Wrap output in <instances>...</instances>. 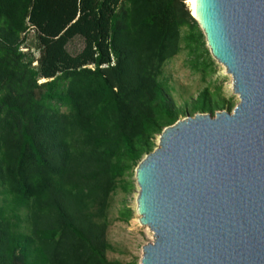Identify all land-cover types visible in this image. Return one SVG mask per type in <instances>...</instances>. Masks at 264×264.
Instances as JSON below:
<instances>
[{
  "label": "trees",
  "instance_id": "16d2710c",
  "mask_svg": "<svg viewBox=\"0 0 264 264\" xmlns=\"http://www.w3.org/2000/svg\"><path fill=\"white\" fill-rule=\"evenodd\" d=\"M186 2L0 0V264H122L112 197L164 128L231 111L219 88L177 107L163 78L183 49L211 59Z\"/></svg>",
  "mask_w": 264,
  "mask_h": 264
},
{
  "label": "water",
  "instance_id": "95a60500",
  "mask_svg": "<svg viewBox=\"0 0 264 264\" xmlns=\"http://www.w3.org/2000/svg\"><path fill=\"white\" fill-rule=\"evenodd\" d=\"M191 16L239 103L177 120L136 166L154 238L140 264H264V0H194Z\"/></svg>",
  "mask_w": 264,
  "mask_h": 264
},
{
  "label": "rangeland",
  "instance_id": "374dc122",
  "mask_svg": "<svg viewBox=\"0 0 264 264\" xmlns=\"http://www.w3.org/2000/svg\"><path fill=\"white\" fill-rule=\"evenodd\" d=\"M186 5L188 6L187 2ZM32 35V32L27 33L28 43L32 41ZM82 47V40L75 38L68 44L67 50L70 54L74 55ZM22 50L25 51L24 49ZM33 53L35 58H37V51L34 50ZM194 56L192 54L190 55L187 49H183L164 66L163 78L168 83L170 94L176 102L177 107L187 106V104L194 101L205 89H208L210 93H214L219 88V97L232 103V111L239 103V100L232 93L231 77L226 74L225 69L217 64L215 60L212 58L208 59L203 54L198 59V63L205 62L208 64L206 69H201L202 67L194 69L190 63L194 59ZM184 118L186 117H181L179 120ZM157 138L155 139V146L157 145ZM129 181L133 182L134 185L130 192L124 193L118 191L111 200L109 213L111 225L107 232V239L112 246V250L107 253V258L110 261L116 260L122 264H131L132 262L140 264L143 247L151 244L154 238L153 233L147 227L139 226L136 222L138 217L135 213L137 188L135 186L134 175ZM123 208H129L133 212L131 219L127 223L118 220V213Z\"/></svg>",
  "mask_w": 264,
  "mask_h": 264
},
{
  "label": "bare ground",
  "instance_id": "6f19581e",
  "mask_svg": "<svg viewBox=\"0 0 264 264\" xmlns=\"http://www.w3.org/2000/svg\"><path fill=\"white\" fill-rule=\"evenodd\" d=\"M187 4H188V7H189L191 14L193 15L194 14V0H187ZM136 222L138 223L139 226H141L139 223V216L137 217Z\"/></svg>",
  "mask_w": 264,
  "mask_h": 264
}]
</instances>
